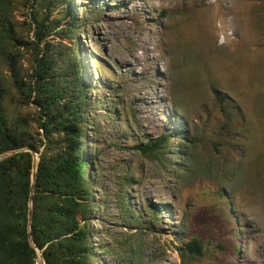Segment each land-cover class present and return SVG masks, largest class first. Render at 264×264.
Segmentation results:
<instances>
[{
    "label": "rangeland",
    "instance_id": "rangeland-1",
    "mask_svg": "<svg viewBox=\"0 0 264 264\" xmlns=\"http://www.w3.org/2000/svg\"><path fill=\"white\" fill-rule=\"evenodd\" d=\"M72 3L87 20L79 48L85 84L98 86L88 91L90 103L121 101L115 119L100 105L93 113L99 116L98 131L89 125L99 180L94 199L105 208L93 225L95 246L102 241L110 250L96 251L102 264H185L177 251L184 221L189 238H198L205 248L204 257L191 264H264V0ZM19 6L15 18L29 39L28 0ZM47 41L73 44L56 36ZM33 60L25 50L21 64L27 79ZM215 89L227 97L226 113ZM112 90H117L114 99ZM23 113L38 117L33 105ZM179 116L188 140H199L197 167L238 168L235 176L226 182L212 172L184 182L187 167L178 165L177 157L168 153L154 160L135 149L179 128ZM32 123L37 129L36 120ZM179 144L172 138L173 154L180 152ZM123 182H129L137 216L149 206L158 210L159 224L144 236V251L135 244L143 242V230L120 217L116 195ZM222 183L229 208L218 196Z\"/></svg>",
    "mask_w": 264,
    "mask_h": 264
},
{
    "label": "trees",
    "instance_id": "trees-1",
    "mask_svg": "<svg viewBox=\"0 0 264 264\" xmlns=\"http://www.w3.org/2000/svg\"><path fill=\"white\" fill-rule=\"evenodd\" d=\"M28 2L31 10L27 26L33 36L26 39L15 18L24 0H0V264H39L38 249L46 264H102L96 251L110 250L102 241L95 246L98 236L93 225L97 216L104 214V206L94 199L99 180L93 173L97 156L93 154L89 125L98 131L99 116L93 113L100 105L108 107L110 120L115 119L121 101L106 99L95 106L90 103L88 91L98 86L85 84L84 59L79 48L80 32L87 20L79 17L72 0ZM60 8V18H55L54 13ZM52 36L73 44L47 41ZM25 50H31L34 57L29 79L21 64ZM112 91L114 99L117 90ZM214 92L226 113L227 97L216 89ZM31 105L38 115L34 120L23 113ZM35 120L37 129L33 128ZM179 120L176 130L135 149L154 160L162 161L169 153L183 161L185 164H177L187 167L184 182L212 172L227 182L237 174L238 168L225 170L217 166L211 171L203 163L202 169L197 167L199 140H188L184 118L179 116ZM229 126L226 123L222 127L226 135ZM172 138L180 141L176 146L180 152L176 154L172 152ZM25 149H33L39 157L35 183V158ZM13 151L19 152L8 156ZM128 186L129 182H123L116 195L120 217L125 224L143 230V242L135 244L144 251V236L159 224L158 210L149 206L140 210L143 217L137 216ZM227 191L224 185L218 196L229 208L232 204ZM146 215L149 218L144 222ZM184 222L177 235L181 243L177 251L185 264H191L204 257L205 248L198 238H189ZM233 253L238 259L240 251ZM130 264L142 263L131 260Z\"/></svg>",
    "mask_w": 264,
    "mask_h": 264
},
{
    "label": "water",
    "instance_id": "water-1",
    "mask_svg": "<svg viewBox=\"0 0 264 264\" xmlns=\"http://www.w3.org/2000/svg\"><path fill=\"white\" fill-rule=\"evenodd\" d=\"M24 151H29V152H31L34 155L35 164H34L33 183H35L36 178H37V169H38L39 157H38L37 153L33 149H25ZM17 152H19V151L10 152V153H8V156H11V155H13V154H15ZM32 189H34V186H33ZM29 218H30V229H32V223H33V211H32V208L30 209ZM30 240L32 241V233H30ZM38 252H39L40 260L42 261L41 264H46V260H45V257L43 255V252L40 249H38Z\"/></svg>",
    "mask_w": 264,
    "mask_h": 264
}]
</instances>
